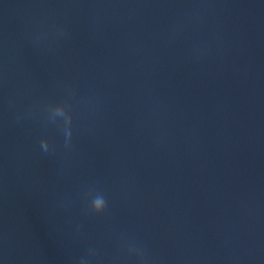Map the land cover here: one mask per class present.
<instances>
[{
  "label": "clouds",
  "instance_id": "1",
  "mask_svg": "<svg viewBox=\"0 0 264 264\" xmlns=\"http://www.w3.org/2000/svg\"><path fill=\"white\" fill-rule=\"evenodd\" d=\"M65 116V112L60 109V110H57L55 113H53V116ZM65 122H66V125H70L71 123V117L70 116H65ZM64 132H65V137L66 139H70L71 138V130L69 127H65L64 129ZM41 146L42 148L47 151L48 150V142L47 140H42L41 141ZM105 207H106V201H105V198L102 196V195H97L95 196L93 199H92V204H91V210L94 212V213H101L105 210Z\"/></svg>",
  "mask_w": 264,
  "mask_h": 264
}]
</instances>
